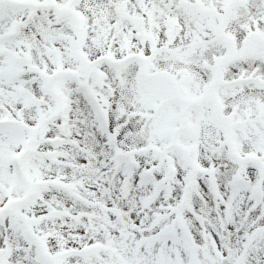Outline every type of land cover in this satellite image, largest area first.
I'll use <instances>...</instances> for the list:
<instances>
[{
	"label": "snow or ice",
	"instance_id": "6c2138e0",
	"mask_svg": "<svg viewBox=\"0 0 264 264\" xmlns=\"http://www.w3.org/2000/svg\"><path fill=\"white\" fill-rule=\"evenodd\" d=\"M0 264H264V0H0Z\"/></svg>",
	"mask_w": 264,
	"mask_h": 264
}]
</instances>
